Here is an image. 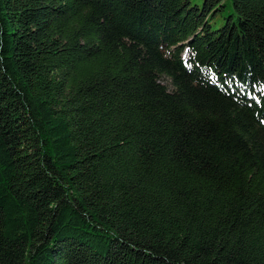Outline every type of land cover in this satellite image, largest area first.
I'll list each match as a JSON object with an SVG mask.
<instances>
[{
	"label": "trees",
	"instance_id": "1",
	"mask_svg": "<svg viewBox=\"0 0 264 264\" xmlns=\"http://www.w3.org/2000/svg\"><path fill=\"white\" fill-rule=\"evenodd\" d=\"M0 264H264V0H0Z\"/></svg>",
	"mask_w": 264,
	"mask_h": 264
},
{
	"label": "rangeland",
	"instance_id": "2",
	"mask_svg": "<svg viewBox=\"0 0 264 264\" xmlns=\"http://www.w3.org/2000/svg\"><path fill=\"white\" fill-rule=\"evenodd\" d=\"M192 1H195L197 4H200V3H201V0H192ZM228 10H229V8H226V9L222 12V14H223V15L226 14V13L228 12ZM220 18H221V16H217V17H216L217 21H218V20L220 21ZM183 54H184V53H183Z\"/></svg>",
	"mask_w": 264,
	"mask_h": 264
}]
</instances>
